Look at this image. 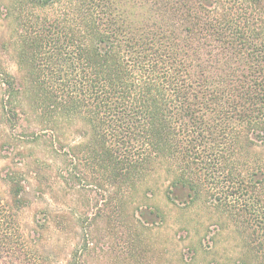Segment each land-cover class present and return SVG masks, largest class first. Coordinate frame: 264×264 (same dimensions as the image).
Returning <instances> with one entry per match:
<instances>
[{"label": "trees", "instance_id": "obj_1", "mask_svg": "<svg viewBox=\"0 0 264 264\" xmlns=\"http://www.w3.org/2000/svg\"><path fill=\"white\" fill-rule=\"evenodd\" d=\"M4 10L18 73L0 60V148L19 158L0 191V264H55L21 223L32 172L22 136L50 139L61 181L100 196L95 216L129 217L131 197L163 172L168 201L215 211L242 242L240 263L264 264V0H8ZM132 215L165 219L152 205ZM88 244L68 264H85Z\"/></svg>", "mask_w": 264, "mask_h": 264}, {"label": "rangeland", "instance_id": "obj_2", "mask_svg": "<svg viewBox=\"0 0 264 264\" xmlns=\"http://www.w3.org/2000/svg\"><path fill=\"white\" fill-rule=\"evenodd\" d=\"M7 3L0 0V60L17 75L4 19ZM20 139L18 143L30 155L26 170L32 171L25 174L29 206L21 213V223L31 245L53 263L68 264L76 245L85 238L89 242L85 264H241L242 242L233 229L223 225L221 230L217 226L221 223L219 214L202 203L168 201L169 183L163 172L131 197L129 217L111 221L95 216L100 196L86 182L67 186L58 177L61 156L55 153L49 138ZM18 158L15 152L0 148V191L4 196L9 192L3 179L5 171L15 167ZM139 205L159 207L165 219L149 217L144 219L146 224L139 222L132 217Z\"/></svg>", "mask_w": 264, "mask_h": 264}]
</instances>
